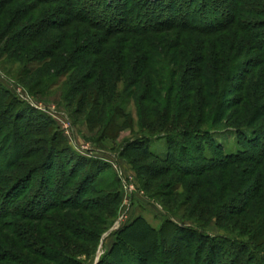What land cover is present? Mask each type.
I'll list each match as a JSON object with an SVG mask.
<instances>
[{
    "label": "rangeland",
    "instance_id": "rangeland-1",
    "mask_svg": "<svg viewBox=\"0 0 264 264\" xmlns=\"http://www.w3.org/2000/svg\"><path fill=\"white\" fill-rule=\"evenodd\" d=\"M87 1L0 0V264H264V0Z\"/></svg>",
    "mask_w": 264,
    "mask_h": 264
},
{
    "label": "trees",
    "instance_id": "trees-1",
    "mask_svg": "<svg viewBox=\"0 0 264 264\" xmlns=\"http://www.w3.org/2000/svg\"><path fill=\"white\" fill-rule=\"evenodd\" d=\"M68 1H73V3H74V1H76V0H68ZM173 1V7L175 6L176 8L175 9H182V7L181 6H179L178 4H177V2H176V0H172ZM93 2V3H92ZM124 2H127L126 4L128 5L129 4V0H115V2H112V3H116V6L114 7V9H116V8H119L120 6H123V3ZM139 2L140 3H137V4H139L140 5V7L141 8H145V7H148L149 8V12H151V10H152V13L153 14H155V11L156 10H161L160 8H162L164 11L168 8V6H165V7H161L160 5V7L158 6V2L157 1H153V0H139ZM89 3V4H88ZM160 3V2H159ZM75 4V3H74ZM85 4H88V5H85ZM100 5L99 6V10L98 11H100V9L101 10H108L109 8H111V6H108L107 7V5L105 4V3H101V1L99 2V0H91V2L90 1H87L86 3H83V6H82V8L80 9L81 11H79L78 12V14H80V15H78V16H82L83 14H85V12H87V13H89V12H93V11H95V10H91V9H93V8H95V5ZM137 4L135 5L136 7H137ZM104 6H105V8H104ZM235 9H238L237 7H235ZM168 10V9H167ZM200 9L198 10V11H194L191 15H188V12L186 11L185 12V14H183V15H185L186 16V18L188 19L189 17L191 18V19H194V17L197 15V14H199L200 15ZM124 12L125 11H122V12H120L122 15H124ZM132 12V10L131 11H129V12H127V13H131ZM147 13V14H150V13ZM133 16H139V11H137V14H136V10H133ZM122 15H121V18H117V17H114V18H112L111 16H110V21L107 19V21L108 22H114V23H120V24H125L126 22H129L130 23V20H132V19H123V17H122ZM74 17H76L75 15H73ZM202 16V15H201ZM85 17V16H84ZM184 16H181V18H183ZM99 18H101V17H99ZM178 18V17H177ZM77 19V18H76ZM101 21H105V23H108L104 18H102V20ZM202 21L203 20H200V23H201V25H203V27L200 29H198L197 31H199V32H206V31H204L205 29H207V24L208 23H202ZM213 21L214 20H212V23H213ZM168 21H158V22H156V23H154L153 25H149V26H147L145 29H140V30H131V31H129L128 30V32L127 33H129V34H136V35H142V34H144L146 31H147V29H151V31L152 30H157V29H161V28H163V27H167L166 25H172L171 23H167ZM216 22V21H215ZM181 26H184V27H187V26H192V25H189L188 24V22L186 21V19H181ZM211 23V24H212ZM213 25V24H212ZM173 28H175L174 26H173ZM190 29H194V28H192V27H189ZM198 28V27H197ZM195 30V29H194ZM149 45H150V43H149ZM153 48V47H152ZM152 48L151 47H149L148 46V48H145V46H142L141 48H139V50H141V52H144L145 54H147L146 55V57H148L149 56V58H150V61L151 62H153V65L150 63V64H145L143 67H140V71H141V73L140 74H142L143 72H146V71H154V69H156L155 68V65H154V63H155V57H153L152 55H151V51H152ZM155 48H157V47H155ZM155 48H154V50H155ZM144 50V51H143ZM156 51V50H155ZM124 59V56L122 57V59L120 58V60L118 61V63L120 64L121 63V61ZM123 63L124 62H122L121 63V65L119 66L120 68H123L124 67V65H123ZM160 64H158V66H159ZM139 71V70H138ZM143 94V93H142ZM144 94H145V92H144ZM147 111V110H146ZM147 113H148V111H147ZM6 118V117H5ZM6 120V119H5ZM20 120V119H19ZM6 122L7 121H0V129L2 130L3 128H7L8 127V125H6ZM5 124V125H4ZM1 126H2V128H1ZM1 132V131H0ZM27 135V134H26ZM25 135V136H26ZM29 135V134H28ZM7 140V139H6ZM16 141V138L15 139H13V141H12V148H13V150L15 149V148H21V150H22V147L19 145L20 143H17V142H15ZM19 142V141H18ZM8 143V140L6 141V143H5V145H3V149L4 148H6V144ZM12 156V153L10 154V156H9V158ZM50 158V156H48V159ZM81 162H84L83 160H80ZM49 163H45V165H44V167L45 166H47ZM47 170L49 171L50 170V168H47ZM20 186L21 185H19L18 187H17V189H15L16 191V193H19L20 191H17L19 188H20ZM14 192V191H13ZM12 192V193H13ZM43 200H44V206L46 207V206H48L49 205V203H48V201L49 200H47L46 198H43ZM208 238V237H207ZM211 239V238H210ZM209 242V241H208ZM221 248H223L221 245H217L215 242H210V250L211 251H209V253H211V261L208 263V264H223V262H224V260L222 259V255H219L221 252H219L220 250H221ZM148 251V250H147ZM241 251V250H240ZM196 253H198V251H196L195 252V255H194V257H196L197 255H196ZM228 254V253H227ZM142 256V255H141ZM141 259V261H143V262H145L146 260H147V256H144V257H140ZM242 258V257H241ZM241 258H240V256H238V257H234V259H233V257L231 258V261H229V263L228 264H240L241 263ZM139 260V261H140ZM146 263V262H145Z\"/></svg>",
    "mask_w": 264,
    "mask_h": 264
}]
</instances>
